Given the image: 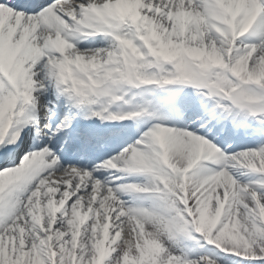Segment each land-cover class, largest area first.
Returning a JSON list of instances; mask_svg holds the SVG:
<instances>
[{
    "label": "snow or ice",
    "instance_id": "6c2138e0",
    "mask_svg": "<svg viewBox=\"0 0 264 264\" xmlns=\"http://www.w3.org/2000/svg\"><path fill=\"white\" fill-rule=\"evenodd\" d=\"M0 264H264V0H0Z\"/></svg>",
    "mask_w": 264,
    "mask_h": 264
}]
</instances>
